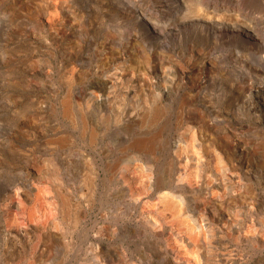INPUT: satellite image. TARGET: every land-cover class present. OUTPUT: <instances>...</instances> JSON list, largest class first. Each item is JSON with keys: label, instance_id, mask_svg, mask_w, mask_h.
Segmentation results:
<instances>
[{"label": "rangeland", "instance_id": "obj_1", "mask_svg": "<svg viewBox=\"0 0 264 264\" xmlns=\"http://www.w3.org/2000/svg\"><path fill=\"white\" fill-rule=\"evenodd\" d=\"M56 1L62 4L57 11L63 21L57 33L32 18L38 11H32L34 3L30 0H0V147L5 151L12 147L7 157L0 156V200L9 189L20 186L18 189L24 191L37 182L45 184L34 176L33 168L51 163L59 169V182L54 187L72 204H79L81 217L75 228L60 222L58 200L54 198L50 206L52 213L56 211L55 221L60 222L57 236L44 233L17 241L0 228V264H27L31 260L33 264H86L95 252L96 240L104 243L107 257L117 264H173L161 239L147 232L129 208V194L121 188V168L131 158L119 146L137 129L118 125L103 100L113 89L105 84L101 73L117 65L133 41L139 49L137 66L141 55L147 54L151 63L163 62L157 75L166 69L164 87L156 90L166 95L161 138L164 153L169 140H180L181 128L171 125L179 100L189 93L192 101L181 107L184 115L202 114V120L209 121L207 134L223 146L233 162L246 163V169L237 168L232 177L227 174L218 187L187 199L192 207H198L194 212L203 215L206 222L213 224V215L224 206L237 218L235 236L246 230L256 234L253 243L241 237L235 243H218L213 236L217 242L210 250L214 253L209 256L211 264L216 262L219 247H226L231 258L227 264H264V0H197L204 11L191 12L167 11L168 5H173L168 0ZM71 71L75 76L70 77ZM150 74L153 80L155 73ZM172 76L178 78L177 89L169 86ZM197 80L202 88L190 91ZM123 82L122 87L129 86ZM241 85L250 88L249 93L241 94ZM68 91L74 103L73 118L60 110V99ZM114 93L117 100L128 102ZM80 114L95 130L92 142L77 122ZM60 136H64L63 142L57 141ZM236 138L240 144L237 149ZM164 153L160 155L162 162ZM212 157L209 154L211 163ZM88 172L91 184L85 180ZM163 172L158 169L156 173ZM137 178L135 174L134 186L140 188ZM46 184L53 190L50 183ZM234 190L236 200L227 202ZM211 196L216 200H210ZM206 197L211 203L202 208ZM43 243V255L33 258L35 246L38 244L40 250Z\"/></svg>", "mask_w": 264, "mask_h": 264}, {"label": "bare ground", "instance_id": "obj_2", "mask_svg": "<svg viewBox=\"0 0 264 264\" xmlns=\"http://www.w3.org/2000/svg\"><path fill=\"white\" fill-rule=\"evenodd\" d=\"M168 1L173 5H168L167 11H178V9L183 10L182 12L197 10L204 11L202 5H200V2L197 0ZM30 3H34V5L31 6V9H33L32 11H38L37 14H32V18H37L36 20L41 24L46 23L49 28H53L57 33L61 27L60 25L63 24V21L59 20V11H57V9L62 8V4L60 5L56 0H30ZM54 12H56L55 15ZM197 14H195V16ZM117 35L119 37V34ZM137 46L138 44L134 41L127 45L121 55V61H119L113 68L107 67L105 71L101 73V75H105V84H108V86L113 89L112 94L108 93L103 100L108 109L114 113L118 125L123 126L125 129L128 128L132 130L133 127L137 129L135 134L131 133L132 135L129 136V139L119 146L120 151L125 153V156L129 155L127 158H131L129 163L123 167L121 166L122 175L119 179L121 181V188L129 194V200L131 201V207L129 208L134 210L135 214L138 216V220H141L140 223L146 226L147 232L151 231L156 237L161 239V246L173 264H211L209 256L214 255V253L210 250L212 243L217 242V240L213 239V236L217 237L218 243H220V240L235 243L240 237L243 240L250 241L249 243H253L257 239L256 234H254L252 230H246L243 234L235 236L233 229L236 228L237 218L235 215H232L233 212L226 210L224 206L220 207V213L213 215V224L211 222H206L203 215H196L197 211L194 212L198 207H192V205L187 202V199L192 195L195 197L194 194L199 191H210L214 186L218 187L221 179L227 174L232 177L235 176V170L237 168L243 167L246 169V163H243V166L233 162L230 154L226 152L223 146L221 144L219 145V142L215 138H212L210 134H207V124L209 121L206 122L202 120V114L195 115L192 112L191 115H184L181 107H183L185 103L191 104L192 98L189 93L184 96L186 98L183 97V99L179 100V106L175 109L173 117L174 124L171 125L181 128L179 134L180 140H169L166 145L168 151L167 153H164V150L161 147V138L163 124H165L163 119L164 116L166 117L167 111L165 107L166 102L164 101L166 95L165 93H156V90H158L159 87H164L165 78L167 77L164 75L166 69L161 72L162 75H157L156 71L158 72L161 70V63L163 64V62L156 60V62L153 61L151 63V58L147 54L141 55L137 66L136 63L138 61L136 62V60L139 52ZM206 47L204 48L206 49ZM134 69L137 71H134ZM99 71L100 70H98V72ZM150 73H155L153 80L148 76ZM255 73L257 72L255 71ZM69 75L70 77L75 76L72 71ZM124 80L129 83L128 87H122ZM168 81L169 86L174 87V89L179 88L180 85L176 76L170 77ZM201 84L200 80H197V82L195 81V83L192 84L190 91L200 88L202 86ZM238 90L241 94H245L249 93L250 88L241 85L238 87ZM114 92H117V95L120 96L121 99L122 97L124 99L126 98L128 102L124 104L122 100H117L114 97ZM146 95H150V97H147ZM73 104L71 92L68 91L60 99V110L64 116L73 118L75 114L73 111ZM76 116H78V114ZM77 122L80 124L81 128L87 132L91 142L94 141L96 134L95 130L87 126L88 123L86 122L84 115L80 114ZM60 137L61 138H56L57 141L63 142L65 138L62 139V137L64 136ZM236 142H238L237 138L234 139L235 149L240 147V144ZM10 148L5 151L4 148L0 147V156L7 157V153L12 150ZM249 150L247 152H249ZM161 153L165 154L163 162L160 159ZM209 154L213 156L212 163ZM263 161L261 160L262 163H264ZM157 164L160 171L161 169H164L162 174L156 173L158 170L155 169ZM58 170L57 167L51 163H46L42 166L37 165L35 169L33 168L34 176L39 181L42 183L46 181L52 185L53 190L51 191L45 187L46 182L45 184H42V186L39 184L40 182H37V186H34L35 184L32 186L29 185L24 191L19 190L20 188L18 189V187L20 186H18L14 188V190L9 189L8 192L5 193L4 197L0 200V211L4 212L3 215H0V217H2V220L0 219V228L2 231L11 238H15L14 240L24 241L32 235L37 237H40L44 233L51 237L56 235V233L58 235L59 232L61 233L59 230V223L61 221L68 222L73 228L76 227V224L81 217L82 208L78 206L79 204H72L65 193L60 192V190L58 191L57 187H54V184L58 185L59 182ZM88 170L92 171L91 168ZM229 171L231 173H229ZM135 174L138 175V178L141 181L140 188L134 186V184H136L133 182ZM85 180L87 184L92 183V176H90L89 172ZM235 192V190L233 193L229 192L230 195L226 199L227 202H233V200H236L234 199L237 195ZM240 196L241 194L238 197ZM54 198L58 200V212L61 217L58 224L57 221H55L56 211L55 213H52L51 209L53 205L50 206V202L53 201ZM207 199L208 197H206L204 202H201L202 208H205V206L211 203ZM210 200H216V197L211 196ZM227 205L229 206V204ZM44 206L47 208H44ZM104 228H106V230L108 229L106 226ZM211 239L212 241L210 242ZM95 242V247L93 248V250L95 249V252L92 251V258L87 259L86 264H117L115 260L107 257L108 250L105 248L104 243L99 240H96ZM37 245L35 246V254L32 256L35 259L37 256L40 258L43 255L42 249L45 248L44 243L40 244V250L37 248ZM216 256L217 258L214 264H227L231 261L226 247H219V250L215 253V257ZM33 263L34 261L31 260V262L27 264Z\"/></svg>", "mask_w": 264, "mask_h": 264}]
</instances>
